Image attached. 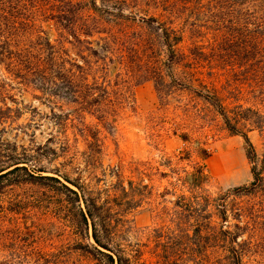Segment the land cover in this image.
I'll use <instances>...</instances> for the list:
<instances>
[{"label":"rangeland","instance_id":"374dc122","mask_svg":"<svg viewBox=\"0 0 264 264\" xmlns=\"http://www.w3.org/2000/svg\"><path fill=\"white\" fill-rule=\"evenodd\" d=\"M80 2L74 38L47 19L59 0H0V13L22 6L35 20L30 32L65 42L80 65L90 62L88 82L73 90L0 82V165L19 156L31 171L114 200L125 221L123 238L143 246L148 264L157 262L149 236L184 229L176 203L193 199L212 213L225 210L231 224L241 217L254 245L244 263L264 264V0ZM159 24L176 31L175 52ZM85 30H93L92 37L85 38ZM205 95L220 98L237 131ZM243 134L255 149L254 164ZM253 166L261 187L250 195L233 192L251 185ZM24 176L1 181L0 264L36 262L33 246L62 252L71 264H93L72 250L93 240L77 236L64 191L54 181L21 183ZM21 202L24 208L12 214ZM19 229L26 242L17 251L11 239Z\"/></svg>","mask_w":264,"mask_h":264},{"label":"trees","instance_id":"16d2710c","mask_svg":"<svg viewBox=\"0 0 264 264\" xmlns=\"http://www.w3.org/2000/svg\"><path fill=\"white\" fill-rule=\"evenodd\" d=\"M74 1L59 0L58 6H50L54 9L48 10L50 16L47 19L55 20L63 30L73 33L76 38L74 31L78 23L77 16L83 9L81 6L83 2ZM23 11L24 8L17 4L16 7L4 8L0 13V82L8 87L16 83L23 87H41V89L70 87L72 90L88 82L89 75L86 72L90 70V62L84 60L85 66L80 65L71 57L70 51L64 45L65 42L53 44L48 37L41 35L43 31L30 32L32 28L30 23H34L35 20L26 16ZM159 26L162 31L161 38L172 52H175L173 46L178 43L172 35L176 31L163 24ZM92 32L93 30H85L83 35L85 38L92 37ZM66 41L73 45L68 39ZM78 42L81 43V40ZM84 43L91 44L88 40ZM92 52L95 53L93 50ZM93 80L95 81V78ZM203 97L217 109L229 129L232 132L237 131L220 98L217 95ZM243 137L249 148L248 159L254 164L257 159L255 149L248 136L243 134ZM12 159L10 164L0 165V197L6 186L1 181L8 175L24 172L26 178L21 183L29 185L44 186L40 181H54L59 185L60 190L64 191L66 204L72 206L67 211L70 214L68 216L70 221L74 222L73 228L77 236L93 240L92 244L79 243L72 250L88 257L93 264H148L144 259L143 246L139 243L132 244L123 238L120 228L125 221L123 222V217L116 212L114 200L112 202L110 199L103 201L95 198L78 183H71L77 188L74 190L57 178L42 176L43 170L38 172L29 170L24 166L27 162L19 156ZM252 174L254 181L249 187L237 188L233 192L250 195L259 189L263 178L256 166H253ZM143 187L152 191L151 187ZM221 201L225 204V198H221ZM1 204L0 199V207ZM13 207L11 213L19 214L24 208V203L21 202ZM176 207L183 211L180 214L176 212V215L184 219V229L181 226H175L176 229L167 227L154 230L149 236V240L154 244L156 264H245L244 261L253 252L254 245L251 238L246 237L248 226L242 225L241 217L236 218V222L231 224L225 210L223 214L212 213L209 205H200L198 199H193L182 206L176 203ZM19 230H15L18 232L15 238L11 239L12 242L14 241L15 250L20 246L21 241L26 242L22 231ZM30 248L32 250L29 255L38 257L32 264H71L63 258L65 255L62 252L50 255L38 251L34 246Z\"/></svg>","mask_w":264,"mask_h":264}]
</instances>
